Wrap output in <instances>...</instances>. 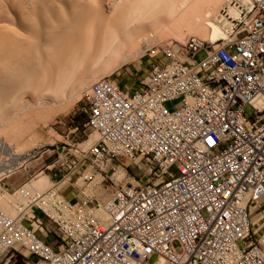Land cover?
<instances>
[{"label":"built area","instance_id":"2783aa9c","mask_svg":"<svg viewBox=\"0 0 264 264\" xmlns=\"http://www.w3.org/2000/svg\"><path fill=\"white\" fill-rule=\"evenodd\" d=\"M220 20L223 40L162 46L142 76L86 92L97 140L64 148L43 171L55 187L24 190L18 216L0 208V264H264V0H231ZM122 164L140 181L117 184ZM99 178L104 207L86 192Z\"/></svg>","mask_w":264,"mask_h":264},{"label":"bare ground","instance_id":"6f19581e","mask_svg":"<svg viewBox=\"0 0 264 264\" xmlns=\"http://www.w3.org/2000/svg\"><path fill=\"white\" fill-rule=\"evenodd\" d=\"M224 1L214 0L207 8L200 3L197 9L194 0H0V135L17 142L13 147L6 140L0 142V158L6 161L0 167V179L49 144L38 140L35 123L25 127L29 119L40 120L51 109L58 113L60 102H73L85 89L91 90L99 77L110 76L144 56L157 36L177 33L183 43L189 35L213 43L223 40L220 9ZM96 140L92 134L87 142L91 146ZM20 142L38 148L19 153ZM49 178L28 181L14 194L0 189L1 208L10 212L16 208L19 214L23 191H49L55 187ZM126 179V170L119 168L115 182ZM79 185L86 186L83 180ZM91 186L86 192L96 195L104 207L111 193ZM257 212L255 223L264 219V206L263 212ZM98 214L103 215L102 209Z\"/></svg>","mask_w":264,"mask_h":264},{"label":"rangeland","instance_id":"374dc122","mask_svg":"<svg viewBox=\"0 0 264 264\" xmlns=\"http://www.w3.org/2000/svg\"><path fill=\"white\" fill-rule=\"evenodd\" d=\"M202 1H203V3H202ZM228 1L229 0L224 1L223 6L220 9V11L223 10L224 6L228 3ZM213 2H214V0H201V1L200 0H194V4H197V7H196L197 9L200 8L199 6L201 4H202L201 7L207 8V7H209L208 5H210V3L212 4ZM206 3H207V5H206ZM194 10H195V8H194ZM174 32H176V31H174ZM169 34H171L170 37H169ZM164 35H166V37ZM160 36H157L158 41H157V39H155V42L153 44H151V48L149 49V52H147L144 56H141L140 59H137L136 61L128 64L127 66L123 67L122 69L115 71L114 73H116V75L114 76V78L118 79L121 84L125 85L126 82L129 81V79H127V77H125V73L126 72H130V73L135 72L134 75L139 73V75L142 76L144 71L148 69L147 67L150 66V64H151L150 60L156 61L159 58V56H160L159 50L162 48V46H170L173 43L185 44V43H187V41L190 38L196 37L194 35L193 36L189 35L187 37V41L185 43H183L182 40L178 41L179 34H177V33H173V32L170 33L169 32L168 34L167 33L163 34L164 37L162 35H160ZM172 36H174V37H172ZM175 37L177 39H175ZM200 39H202V38L200 37ZM203 40L206 41V38L205 39L203 38ZM138 64H142L141 70L139 72H137V70L133 71V68L135 66H138ZM108 65H105L103 68H105V67L107 68ZM110 67H111V65H110ZM110 69L112 70V68H110ZM114 73H112V74H114ZM106 76H109V75H106ZM106 76H104V77H106ZM99 78H103V77H99ZM96 82H97V80H96ZM85 90L83 91L82 96L80 95L78 98L76 97L73 100V102H71V103H68V102L65 103L64 101H62V103L60 102V104H62V105L60 106L61 108H60V111L58 113H55L56 110H52V109H51V111L47 110V112L45 111L46 113H45L44 117L40 118V120H39V118L37 119V117L35 116V118H33L32 120L29 119L28 122H26L27 123V124H25L26 128H28L27 126L30 127V125L32 123H35V127H36L35 129L37 130V133L35 135L38 138V140L49 143V144L46 146V148H44L40 151L37 150L40 153L34 157L36 159H33L26 164H22L21 167L19 166V168L17 167L14 170L12 169L13 171L11 170V172L8 174V176H2L0 179V189L2 190V191L0 190L1 192L14 194L15 191L20 186L24 185L29 180H31V177H34L32 182H34V181H36L39 178L44 177V176L51 177V179H52V177L54 176V172L46 171V172H44V174H41V173L48 166H52V164L54 162H56L60 159V156H62V152H63V151L61 152V150H60L61 148H67V151H69L71 154H76L77 152H79L78 150L88 151L90 149V147L92 145L89 146L90 143H88L87 141L89 139V136L91 135V132L89 131V129L86 126L87 125V113H86V111H87V105L86 104L87 103L85 102V98H84V95L86 94L87 90H89V89H87L86 91ZM179 104H180V101H176L174 103H170L168 106L174 108V107H178ZM47 117H49V118H47ZM35 121H37V124H38L37 126H36ZM36 130L34 131V133L36 132ZM5 140L11 145V147H13L14 144L17 143L14 140L12 141V137L10 140L6 137V135H3V134L0 135V142L5 141ZM18 144H19V149L21 150V151H19V153L20 152L21 153H26V152L31 153L38 148L37 146H34V143H29V145L28 144L23 145V143L20 142ZM21 145H23V146H21ZM59 153H60V155H59ZM73 159H74V156H73V158H70L69 161L72 162ZM4 163H6V161L4 162V159L0 158V167H3ZM117 168H119V166H117ZM122 168H124L126 170L127 181L134 182V183H137L140 181V178L137 177V174H138L137 169H134L130 164H122ZM173 172H175V170H173ZM57 174L60 176V174H62V173H60V171H58ZM134 176L137 177V180H136L137 182L135 180H133ZM51 179L49 178L51 184L54 185L56 183V181H55L56 178L54 180L53 179L51 180ZM99 182H100V178L96 179L95 183L91 186V188L93 186H95L96 184H98ZM107 187H108V184H107ZM107 187H105V188L107 189ZM101 188L105 189L102 186H101ZM74 192H76V189L73 186L64 190L65 196H67L70 200L72 199L71 193H74ZM1 204L2 203L0 202V208H1ZM1 209L4 211H7L8 214L10 212V211H8L9 209L8 208L5 209L4 206ZM259 211L255 214L256 215L259 214ZM12 212H13V214H12ZM10 214H9L10 216L15 218V216H16L15 214H17V216H18V210L16 211V208L14 210L12 209ZM263 216H264V212H263ZM262 223H264V221L261 222L259 225L262 226ZM48 243L54 244L55 243V237H51L50 240L48 241ZM155 261H156V258H153L150 262L154 263ZM11 264H22V261H21V259H19L18 262L14 261Z\"/></svg>","mask_w":264,"mask_h":264},{"label":"crops","instance_id":"0c3cea01","mask_svg":"<svg viewBox=\"0 0 264 264\" xmlns=\"http://www.w3.org/2000/svg\"><path fill=\"white\" fill-rule=\"evenodd\" d=\"M141 67H142V64H138V66H135L134 68H133V71H136L137 70V72H139L140 70H141ZM135 73V72H134Z\"/></svg>","mask_w":264,"mask_h":264}]
</instances>
